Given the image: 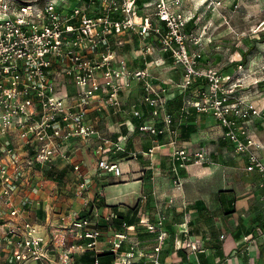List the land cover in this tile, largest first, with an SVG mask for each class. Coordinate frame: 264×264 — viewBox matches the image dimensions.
I'll use <instances>...</instances> for the list:
<instances>
[{
  "label": "built area",
  "instance_id": "obj_1",
  "mask_svg": "<svg viewBox=\"0 0 264 264\" xmlns=\"http://www.w3.org/2000/svg\"><path fill=\"white\" fill-rule=\"evenodd\" d=\"M180 4L181 0H0V264H70L74 253L86 250L92 252V264H97L104 245L122 264H132L134 256H146L137 245L120 251L129 239L130 226L124 222L114 229L115 213L99 212L91 204V179L86 162L76 158L74 144L96 140L98 175L122 174L115 153L134 157L141 153L152 160L155 149L164 146L175 175V162L210 163L208 149H191L180 141L168 109L174 94L185 92L195 79L204 84L195 88L193 100L183 99L179 117L184 118L191 108L213 116L234 151L246 156V169L264 180L260 144L249 129L254 119L263 117L264 106L243 93L250 85L264 82V75L245 81V75H240L244 62L236 63L227 77L220 67H199L202 41L185 30L190 17ZM125 34L148 41L139 66L128 64L119 52ZM151 41L156 42L160 63L168 58L181 68L177 83L154 81ZM135 86L140 92L132 95ZM260 94L264 96V86ZM125 107L137 120L133 129L153 136L167 134L166 142H155L146 151H130L128 135L112 141L88 119L91 110ZM147 114L152 121L146 120ZM44 169L72 170L80 208L71 207L66 214L46 211L39 223L29 214L40 206L39 196L47 185L56 186L45 179ZM155 216L153 222L146 218L139 222L147 232L157 234L147 263L163 264L160 253L169 235L164 227L167 215ZM182 231L189 232L186 226ZM183 246L193 255L206 251L191 238L183 245L174 241L175 249Z\"/></svg>",
  "mask_w": 264,
  "mask_h": 264
},
{
  "label": "crops",
  "instance_id": "obj_2",
  "mask_svg": "<svg viewBox=\"0 0 264 264\" xmlns=\"http://www.w3.org/2000/svg\"><path fill=\"white\" fill-rule=\"evenodd\" d=\"M192 1L181 0L179 7L186 15L190 13L189 22L196 19V15L192 13ZM243 50L238 53L240 58L235 60L233 53L229 54L227 50L220 49L219 45L212 47L210 51L204 48L198 66H220L223 76L227 77L236 69V63L244 62L245 68L240 75H245L244 80L249 81V78H246L249 68L248 55L241 61ZM119 52L127 58L128 64H133L130 62L133 59L129 58L130 55L127 56L120 50ZM212 54L216 56L215 59L211 58ZM157 55L159 57L158 53ZM165 63L162 65L165 71L161 77L154 73L155 68L151 66L154 81L165 85L177 83L181 68L168 58H165ZM136 66H139V62ZM173 67L179 69L177 78L170 74ZM261 76L263 75L260 71L255 73L253 78L260 79ZM260 82V85L264 86V83ZM132 91L140 92L137 86ZM243 93L254 99L259 106H264V96L261 94H251L250 90H244ZM145 110L146 107H143V112H146ZM262 114L263 117L254 119L249 124V129L259 141L258 154L264 161V108ZM88 117L89 121L97 129H102L112 141L122 134L128 135L126 147L130 151H146L147 147L155 142L164 144L168 139L167 134L153 136L133 129L137 120L131 118L126 107L120 111L111 108L101 112L91 110ZM173 117L180 133V124L184 122V118L179 117L178 111ZM145 118L152 121L149 114ZM184 123L183 131L185 130L186 137L180 136V141L191 149H208L210 163L175 162L178 167L177 175L172 171L167 146L155 149L152 160L141 153L136 157L122 152L115 153L113 157L118 160L119 167L122 164L124 170L121 167L122 174L112 176L105 173L98 175L95 172L98 158L95 139L75 142L76 158L86 162L84 168L91 179L89 195L93 199L98 193L99 199L104 202V205L98 208L99 212L106 213L110 210L109 205H117L119 210L136 220V223L130 225L129 239L120 251L126 252L130 250L131 245H137L147 252V255L134 256L132 264L139 261L148 264L147 258L157 243V234H147L139 220H150L156 217V213L163 212L167 215V220L173 219L175 222L174 239L172 237V240L166 241L167 236L161 244L160 257L163 264H264V180L258 172L246 169V156L234 151L231 142L223 137L222 128L213 116L195 113L190 121ZM108 181L109 185H106ZM73 207L80 208V204L77 203ZM185 226L189 231L187 235L182 231ZM150 237L153 238L151 242L148 241ZM187 238L200 242L206 247V251L193 255L185 247L186 252H178V249L174 248V241L180 240L183 245ZM102 249L108 250L105 245ZM81 256L82 254H78L77 258ZM97 264L122 262L120 257L116 258L115 255H103Z\"/></svg>",
  "mask_w": 264,
  "mask_h": 264
},
{
  "label": "rangeland",
  "instance_id": "obj_3",
  "mask_svg": "<svg viewBox=\"0 0 264 264\" xmlns=\"http://www.w3.org/2000/svg\"><path fill=\"white\" fill-rule=\"evenodd\" d=\"M192 2V13L194 12L196 19L193 22H189L185 30L195 33L200 37L203 50L205 48L210 51L212 47L219 45L220 49L223 48V50H227L229 54L233 53V58L238 60L240 58L238 54L239 51L246 48L248 49L249 73L252 76L249 77V81L255 76V73L262 71L261 74L264 75V0H193ZM187 14H189L187 16H190V13ZM259 33L261 35L259 40L256 41L255 39L258 38ZM122 37L125 42L120 48V51L127 56L130 55V59L131 57L133 58L130 61L133 63L132 65L136 66L138 62L139 65H141L140 57L143 52L142 47H144V43L148 41L141 40L132 34H125L122 35ZM250 39H253L252 46L247 48ZM151 43L155 50H153V55L150 57V65L155 68L154 73L158 74V77H161L163 74L162 72L165 71V69L162 68L164 64L160 63V58L157 55L156 42L151 41ZM190 48L194 49L191 43ZM211 58L215 59L216 56L212 54ZM178 73V68L173 67L170 69V74H172L173 77L177 78ZM260 84L262 83L250 85L248 89L250 93L259 95L263 88ZM133 94L134 93H132V95ZM130 97L128 96L126 99ZM120 166L124 170L122 164H120ZM69 172L71 175L69 174V177L67 176L64 181L56 184V186L52 187L47 185L44 192L39 196L41 202V204H39L40 206L35 207L28 218L40 223L46 211L50 213L52 211V214H54L53 211L66 214L71 207L79 203L74 195L75 177L72 170ZM109 182L110 181H108L106 185H109ZM41 211H43V216ZM104 233L103 239L108 237L106 229H104ZM168 236L170 237V235ZM172 237L169 240H172ZM148 241H153V238L150 237ZM77 256V253L73 254V259L70 264H78Z\"/></svg>",
  "mask_w": 264,
  "mask_h": 264
},
{
  "label": "trees",
  "instance_id": "obj_4",
  "mask_svg": "<svg viewBox=\"0 0 264 264\" xmlns=\"http://www.w3.org/2000/svg\"><path fill=\"white\" fill-rule=\"evenodd\" d=\"M260 33L258 35V38L255 39L256 41L259 40V37H260ZM252 42H253V39H250L249 41V44L247 45V48H249V46H252ZM248 50V49H247ZM247 50H243L242 51V60L241 61H244L247 57ZM203 81L201 79H195V81L193 82V85L191 87H189L188 89H186L185 92H180V91H177L174 96L169 100L168 102V109L169 111L174 114L176 113L177 111L179 112V109L182 105V102H183V99H191L193 100L195 98V93H194V90L195 88H198L200 87L201 85H203ZM196 111L194 109H190V112L188 115H186L184 117V122H188L191 120V118H193V115H195ZM186 118V119H185ZM182 122L180 124L181 126V129H180V136H182L181 138H185L186 137V133H185V130L183 131L184 127H185V123ZM188 124V123H187ZM70 170L69 169H63V170H54V169H44V177L48 180H53L55 181L56 184H59L61 183L62 181H64L66 179V177L70 174L69 172ZM71 175V174H70ZM69 177V176H68ZM100 197L98 195H95V197L92 199V205H95L96 207L100 208V206L104 205V202L101 201V199H99ZM109 208L110 210H112L115 215H116V218L113 219L112 221V226L114 229H117V228H120L122 223H126L127 225H133L134 223H136L134 217H130L126 214V212L122 211V210H119L117 208V205H109ZM42 212V216H43V211ZM150 221H155V217L153 218H150ZM174 225H175V222L173 219H168L166 220V222L164 223V227H165V230H167V232L169 233L170 237L167 239H171L172 236H174L175 234V231H174ZM147 234H149L147 231H146ZM166 240V241H167ZM165 241V242H166ZM178 252H186V248L183 246L181 247L180 249L177 250ZM91 251L89 250H86L84 252V254H82V256L78 259V264H92L93 263V258L91 256ZM111 256V255H114V252L112 250H103L101 251V253H98L97 254V257H98V263H99V259L101 256ZM163 257V256H162ZM160 260L162 261V258L160 257ZM135 264V263H134ZM137 264H145V261H139Z\"/></svg>",
  "mask_w": 264,
  "mask_h": 264
}]
</instances>
